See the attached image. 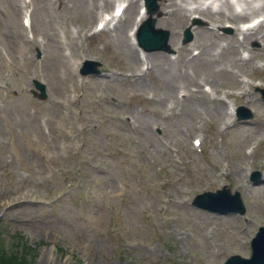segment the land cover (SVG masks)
<instances>
[{"label":"rangeland","instance_id":"1","mask_svg":"<svg viewBox=\"0 0 264 264\" xmlns=\"http://www.w3.org/2000/svg\"><path fill=\"white\" fill-rule=\"evenodd\" d=\"M58 1L42 7L31 0L34 41L26 44L20 18L28 1L0 0V243L9 252L27 249L30 264H222L231 255L248 258V241L264 226V188H256L264 169L260 94L251 90L250 104L236 100L251 118L235 120L217 135L215 103L196 97L183 102L175 97L177 87L168 90L167 57L174 50L145 52L166 60L153 62L139 86L135 64L112 38L115 32L89 36L95 21L86 18L85 5ZM155 2L154 20L166 17L157 28L176 34L177 46H183L187 25H208L195 15L187 23L178 14L165 16L167 2ZM219 33L230 36L224 28ZM64 52L73 63L96 60L99 73L79 77L74 67L67 74ZM255 64L263 61L240 63L231 49L216 63L197 59L190 74L223 93L236 88L237 75H252ZM33 79L45 85L42 101L30 93ZM202 136L201 151H194L191 139ZM253 146L256 154L244 159ZM223 186L239 193L243 215L191 205L195 195Z\"/></svg>","mask_w":264,"mask_h":264},{"label":"bare ground","instance_id":"2","mask_svg":"<svg viewBox=\"0 0 264 264\" xmlns=\"http://www.w3.org/2000/svg\"><path fill=\"white\" fill-rule=\"evenodd\" d=\"M46 1L47 0H40V5H43L42 7H44ZM80 1L85 5V16L86 18L89 16V20L100 17V11L103 12L109 10L116 2L119 4L127 2L125 11L126 18L124 20L126 22L125 25L117 29L116 25L121 22V20H119L111 28L109 25L110 22L104 20V26L107 32H115L114 35H112L114 40L118 39L117 41L120 44H124L123 46L127 56L130 59L131 65L135 64L134 67L138 66L139 70L140 66H145L143 71L140 70V72H143V74L138 76V79H136V84L139 86L142 85V83H140L143 79L142 77L145 73L150 71L151 67L153 66V62L161 63L163 60H166L164 56L158 53L141 55L139 50L135 48L136 45L134 39L136 36V28L144 19H148L149 14L147 13V10H142V5L139 8V0ZM164 1L167 2L166 5L170 8L167 12H165V16L178 14L182 17L183 22H185L190 17L191 13H196L200 18L206 20L209 23L207 26L196 28L193 34L192 43L183 47L176 46L175 40H177L178 37L176 34L170 32L169 44L174 46L177 51V55L174 58H169L167 60V65L171 67L169 70V88L171 89H168L170 92L173 91L175 87L183 88V90L190 92V88L194 87L196 90L191 91L190 97L194 95L200 100H205V91L202 89V86H200V83L194 79L193 75L190 74L192 65L196 63L197 59L199 58L203 61L216 63L220 61L225 51L232 49L234 50V56H238L239 48H242L248 53L246 58H240L242 62H247L251 58L264 59V18L253 28L243 29L238 27V24L240 22H244L248 16L257 13L264 15V0H233L240 5L241 8L239 12L234 10L233 2L230 0H178L177 2H174L173 0ZM62 3V0L58 1L59 6H61ZM165 18L166 17L162 16L156 22L155 26L159 27L162 23H164ZM224 23L230 24L233 28V34L228 38L217 34L216 28L223 25ZM250 40L258 42L256 48H249L246 46ZM26 41H28L27 38ZM219 41H223L224 46H219ZM213 49H216L217 52L214 53ZM193 50H198V53L195 56L191 55ZM190 55L192 57H189ZM230 63L235 62L230 59ZM262 68L264 69V66H262ZM226 74L229 73L226 72ZM261 78L264 83V77ZM243 82L245 81L243 80ZM245 84L248 87L250 86L247 82H245ZM176 91H179V89H176ZM244 96H247V103L250 104L251 97L246 90H244L239 97L242 98ZM228 110L230 109H227L222 100H216V108L214 113L217 119H220L223 116L231 115ZM259 162L264 168V157L260 159ZM235 171L239 172L238 170ZM262 179L263 180L260 181V184L256 185L257 189L264 188V169L262 173Z\"/></svg>","mask_w":264,"mask_h":264},{"label":"water","instance_id":"3","mask_svg":"<svg viewBox=\"0 0 264 264\" xmlns=\"http://www.w3.org/2000/svg\"><path fill=\"white\" fill-rule=\"evenodd\" d=\"M151 26V22L148 25L146 23L139 32L140 44L148 50H151L153 48L152 45L147 41V36L151 34ZM165 40L166 36L164 38H161L158 43L161 41L164 42ZM43 97V94H41V98ZM206 199H213L215 200L214 203L227 201L226 203L230 205L229 210H219L214 205L204 204V201ZM195 205L211 212L243 213L244 211L238 194L235 193L233 196H230L227 191L207 193L200 197H197ZM225 264H264V228L260 229L259 233L256 235L255 239L252 242V257L250 259L247 260L235 256L229 258Z\"/></svg>","mask_w":264,"mask_h":264},{"label":"trees","instance_id":"4","mask_svg":"<svg viewBox=\"0 0 264 264\" xmlns=\"http://www.w3.org/2000/svg\"><path fill=\"white\" fill-rule=\"evenodd\" d=\"M27 252V249H23L21 253L9 252L4 248V244L0 243V264H30L26 258Z\"/></svg>","mask_w":264,"mask_h":264}]
</instances>
